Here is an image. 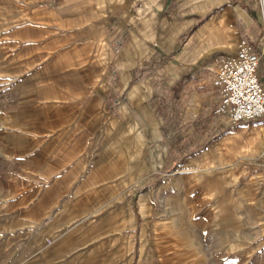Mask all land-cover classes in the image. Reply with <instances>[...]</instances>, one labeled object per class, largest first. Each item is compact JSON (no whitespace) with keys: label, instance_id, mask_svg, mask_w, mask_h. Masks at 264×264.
<instances>
[{"label":"crops","instance_id":"1","mask_svg":"<svg viewBox=\"0 0 264 264\" xmlns=\"http://www.w3.org/2000/svg\"><path fill=\"white\" fill-rule=\"evenodd\" d=\"M1 1L0 105L16 97L15 116L31 129L11 136L0 122V173L7 154H27L9 180L21 205L10 220L0 208V237H13L0 264L99 263L92 241L101 222H85L84 191L54 207L63 185H79L96 138L145 130L143 165L127 167L139 181L210 166L239 139L256 140V128L264 133V122L231 126L214 114L222 61L254 35L243 0Z\"/></svg>","mask_w":264,"mask_h":264},{"label":"rangeland","instance_id":"2","mask_svg":"<svg viewBox=\"0 0 264 264\" xmlns=\"http://www.w3.org/2000/svg\"><path fill=\"white\" fill-rule=\"evenodd\" d=\"M243 1L255 20L254 35L246 33L244 38L261 51L264 79L263 0ZM2 103L3 132L11 136L30 132V122L15 116L17 98L10 96ZM128 132L136 138L123 137L121 129L110 141L96 138L95 149L86 153L75 175L79 185L66 183L60 188V202L54 201V207H65L67 198L84 191L85 222H101L92 241L96 245L92 252L100 254L98 264H264V133L258 137L256 128V140L239 139L229 154L210 166L202 163L208 166L138 181L127 175V167L130 162L134 170L143 165L140 139L146 138L145 130L133 124ZM109 146L117 152L105 151ZM126 152L131 155L128 162ZM13 153L7 154L11 161L0 173V208L6 220L21 205L13 200L19 193L11 191L9 180L21 171L19 164L27 155ZM12 239L11 232L2 233L0 250L9 251Z\"/></svg>","mask_w":264,"mask_h":264},{"label":"built area","instance_id":"3","mask_svg":"<svg viewBox=\"0 0 264 264\" xmlns=\"http://www.w3.org/2000/svg\"><path fill=\"white\" fill-rule=\"evenodd\" d=\"M262 56L251 40L242 38L236 54L225 58L213 80L220 93L214 114L226 116L230 124L264 122Z\"/></svg>","mask_w":264,"mask_h":264}]
</instances>
